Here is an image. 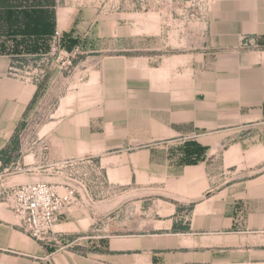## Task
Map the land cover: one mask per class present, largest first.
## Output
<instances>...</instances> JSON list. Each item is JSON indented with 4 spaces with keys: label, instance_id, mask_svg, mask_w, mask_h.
<instances>
[{
    "label": "crops",
    "instance_id": "0c3cea01",
    "mask_svg": "<svg viewBox=\"0 0 264 264\" xmlns=\"http://www.w3.org/2000/svg\"><path fill=\"white\" fill-rule=\"evenodd\" d=\"M59 3L0 0V157L39 92L38 78L24 81L17 73L23 49L37 51L39 35L51 43L60 12L63 33L73 34L72 15ZM181 58L186 83L134 62L103 67L100 105L56 130L61 152L112 150L109 158H119L122 171L111 172L147 180L143 188L150 179L192 178L191 210L175 204L153 233L100 235L110 246L93 258L46 253L2 217L0 264H264V172L253 170L264 162V0H213L204 43ZM239 163L255 164L232 175ZM169 164L173 170L162 169ZM72 224L84 230L64 225Z\"/></svg>",
    "mask_w": 264,
    "mask_h": 264
},
{
    "label": "rangeland",
    "instance_id": "374dc122",
    "mask_svg": "<svg viewBox=\"0 0 264 264\" xmlns=\"http://www.w3.org/2000/svg\"><path fill=\"white\" fill-rule=\"evenodd\" d=\"M212 2L60 0L59 5L66 8L64 13L72 15L68 18V31L73 34L63 33L66 17L60 12L61 22L56 30L62 35L57 50H52L54 39L50 43L39 35L37 51H22L28 55H24L17 73L24 81L38 78L40 89L14 134L13 147L3 153L7 163L0 161V218L9 219L26 233L7 208V193L19 183L44 180L61 186L70 178L78 192L59 214L54 226L57 241L36 242L43 244L46 253H75L93 258L110 246L109 240L100 235L153 233L159 225L157 220L168 216L175 204L179 212L187 214L191 210L196 196L191 192L196 185L192 178L164 177L162 182L150 179L151 184L143 188L147 180L130 182L111 172L122 171L120 159L109 158L116 154L110 153L112 150L99 154L87 149L73 156L61 152L56 128L59 122L100 105L101 72L110 64L126 66L134 62L139 68L157 67V73L163 77L186 83L190 72L181 55L204 43ZM31 52L38 54L31 56ZM65 160L91 163L72 169L60 167ZM250 164L255 163H239L241 171L232 175H242L250 170ZM162 169L171 171L174 167L169 164ZM253 170L264 172V162ZM75 222L82 224V232L73 224L64 225ZM48 260L53 261V256Z\"/></svg>",
    "mask_w": 264,
    "mask_h": 264
},
{
    "label": "built area",
    "instance_id": "2783aa9c",
    "mask_svg": "<svg viewBox=\"0 0 264 264\" xmlns=\"http://www.w3.org/2000/svg\"><path fill=\"white\" fill-rule=\"evenodd\" d=\"M61 35L60 30L57 29L54 35L53 51L57 50ZM81 161L65 160L59 166L72 169L75 165L85 167L86 163H91ZM71 180L68 178L61 186L44 180L19 183L7 193L8 210L18 220L19 226L35 241L44 243L57 241L54 226L59 214L72 203L75 193L78 192ZM59 188H63L64 191H60Z\"/></svg>",
    "mask_w": 264,
    "mask_h": 264
},
{
    "label": "trees",
    "instance_id": "16d2710c",
    "mask_svg": "<svg viewBox=\"0 0 264 264\" xmlns=\"http://www.w3.org/2000/svg\"><path fill=\"white\" fill-rule=\"evenodd\" d=\"M66 36V35H65ZM71 39V38H70ZM71 40H73L75 43L77 42V39H71ZM69 48H71V47H69ZM39 89H40V87H39ZM39 89H38V91H39ZM37 94H38V92L35 94V97H34V100L36 99V96H37ZM17 149V148H16ZM7 151V150H6ZM0 159H1V161H3L4 163H7L6 161H4L3 160V157H0ZM198 163V160H190L189 161V163L188 164H197Z\"/></svg>",
    "mask_w": 264,
    "mask_h": 264
}]
</instances>
